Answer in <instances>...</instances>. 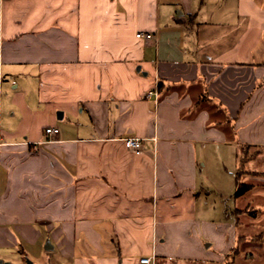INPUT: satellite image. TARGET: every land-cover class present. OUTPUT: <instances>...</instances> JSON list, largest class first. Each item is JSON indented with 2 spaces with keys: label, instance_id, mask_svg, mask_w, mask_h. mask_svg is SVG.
I'll return each instance as SVG.
<instances>
[{
  "label": "crops",
  "instance_id": "1",
  "mask_svg": "<svg viewBox=\"0 0 264 264\" xmlns=\"http://www.w3.org/2000/svg\"><path fill=\"white\" fill-rule=\"evenodd\" d=\"M143 255L264 264V0H0V264Z\"/></svg>",
  "mask_w": 264,
  "mask_h": 264
},
{
  "label": "built area",
  "instance_id": "2",
  "mask_svg": "<svg viewBox=\"0 0 264 264\" xmlns=\"http://www.w3.org/2000/svg\"><path fill=\"white\" fill-rule=\"evenodd\" d=\"M138 37H144L147 39H150L153 37V34L151 32H138L137 33ZM153 91H149V93L151 94ZM59 128L58 127H47L46 128V132L48 134H55L59 132ZM124 143L126 145L127 148L131 149V150H135V151H139L141 146H142V139L140 137H127L124 140ZM140 264H152V256L150 255H143L140 257Z\"/></svg>",
  "mask_w": 264,
  "mask_h": 264
},
{
  "label": "trees",
  "instance_id": "3",
  "mask_svg": "<svg viewBox=\"0 0 264 264\" xmlns=\"http://www.w3.org/2000/svg\"><path fill=\"white\" fill-rule=\"evenodd\" d=\"M251 188V185L245 183V182H242L239 180V177H237V180H236V189H235V192H234V195L237 197V196H240L242 194H244L246 191H248L249 189Z\"/></svg>",
  "mask_w": 264,
  "mask_h": 264
},
{
  "label": "rangeland",
  "instance_id": "4",
  "mask_svg": "<svg viewBox=\"0 0 264 264\" xmlns=\"http://www.w3.org/2000/svg\"><path fill=\"white\" fill-rule=\"evenodd\" d=\"M228 166H230L229 164H228ZM37 253V252H36ZM33 259H31V257H29L27 260H25V262H24V264H28V262L29 261H32ZM38 261H40V260H38ZM38 261L36 262V264H38ZM41 261H42V259H41Z\"/></svg>",
  "mask_w": 264,
  "mask_h": 264
},
{
  "label": "water",
  "instance_id": "5",
  "mask_svg": "<svg viewBox=\"0 0 264 264\" xmlns=\"http://www.w3.org/2000/svg\"><path fill=\"white\" fill-rule=\"evenodd\" d=\"M48 244H49V242H48ZM48 244H47V246H48ZM47 246H46V247H47Z\"/></svg>",
  "mask_w": 264,
  "mask_h": 264
}]
</instances>
